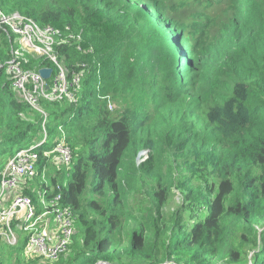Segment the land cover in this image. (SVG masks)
<instances>
[{"label": "trees", "instance_id": "obj_1", "mask_svg": "<svg viewBox=\"0 0 264 264\" xmlns=\"http://www.w3.org/2000/svg\"><path fill=\"white\" fill-rule=\"evenodd\" d=\"M0 4L60 30L53 52L69 80L79 77L73 100L41 98L34 109L8 71L12 49L24 70H54L50 90L55 65L0 31V179L17 151L34 147L39 181L45 153L65 140L68 176L57 170L49 186L26 184L21 195L39 212L45 189L49 200L61 195L60 204L71 206L84 236L76 243L75 232L69 264H130L129 255L180 264L176 252L197 264H247V249L257 247L253 264H264V231L254 228L264 220V0ZM141 152L148 158L138 165ZM138 186L150 203L141 205L139 221L132 202ZM175 186L184 205L168 222L163 210ZM124 220L137 226L123 259L114 253ZM26 243L22 237L10 247L15 264L27 258Z\"/></svg>", "mask_w": 264, "mask_h": 264}, {"label": "built area", "instance_id": "obj_2", "mask_svg": "<svg viewBox=\"0 0 264 264\" xmlns=\"http://www.w3.org/2000/svg\"><path fill=\"white\" fill-rule=\"evenodd\" d=\"M1 30L19 36L23 51L25 43L32 51L46 56L56 68L50 90L40 72L23 69L18 58H15L16 50L12 49L13 59L8 71L15 74L14 87L19 97L38 111L41 98L52 101L74 99L73 92L80 85L79 77L69 80L64 65L53 52L57 38L61 37L60 30L51 26L41 27L19 12L7 14L0 4ZM53 154H57L59 162L71 163L72 153L64 139L45 156L50 159ZM143 155L146 152H141L140 156ZM38 163L39 154L31 147L17 151L3 167L0 179V243L10 248L18 245L22 237H27L26 257L57 262L66 256L72 244L76 217L71 206L60 204L61 195L49 200L47 189L39 192L40 212L30 197L17 194L21 184H27L35 177ZM44 170L42 176L46 174ZM10 192H15L14 198L9 206H5L6 194Z\"/></svg>", "mask_w": 264, "mask_h": 264}, {"label": "rangeland", "instance_id": "obj_3", "mask_svg": "<svg viewBox=\"0 0 264 264\" xmlns=\"http://www.w3.org/2000/svg\"><path fill=\"white\" fill-rule=\"evenodd\" d=\"M19 43L22 46L20 41H19ZM24 44H23V47L25 49L24 51L26 52L27 55H31V56H33V58H46V56H42V55L32 51L33 49L29 48L25 44L28 47V48H26V46ZM20 98L22 99V97H20ZM51 156L52 157L48 160L46 168L44 170L46 174L44 176L41 175V178L39 179V181H37L35 179V177H33L32 179L29 180V182H26L29 188L33 189L38 184V182L49 186L50 185V178H51V176H53V174H56L57 170L62 171L64 178H66V176H68V171L72 170L71 163L59 162L58 156L55 154L51 155ZM147 158H148L147 154L137 158L138 165H141L145 160H147ZM45 176H46V178H45ZM135 189H137V190H135ZM135 189H134V197L133 198L131 197V198H132V202L135 204V211L133 212V214L135 217L138 218V221H139V220H141L142 215H143V213L141 214V212H140L141 205H142V207H145V206H148L150 203L148 200V196L145 195V193H146L145 186H143V187L138 186ZM21 191L22 190L19 189L17 194H21ZM183 205H184V194L182 192V189L180 186H175L172 188V191L170 192L166 207L163 210V213L165 214L168 222L174 218L173 217L174 214ZM201 215H202L201 212H197L196 214L193 215V217H190V219L195 220V217L201 216ZM136 226H137L136 223H134L132 220H129V221L124 220L123 221L122 229L116 233V241H119L115 246L117 251H116V253H114V255L116 256V258H120L123 256V259H124V256L126 254L122 255L121 251L125 252L127 250L128 246H129V241H130L132 232L134 231ZM254 228L259 231V234H261L264 231V220L259 221L255 225ZM119 233H121V234H119ZM76 235L77 236H75V238H76L75 242L76 243L81 242L82 238L84 236V229L81 226L78 228V230L76 229ZM146 244H147L146 247H148L149 246L148 241ZM72 245L74 246V243ZM257 248L255 250H252L251 248H250V250L247 249V254H246L247 264H253L255 254L257 253V251H256ZM147 253H149V252H147ZM25 254H27V250H26ZM172 254H173L172 255L173 258H178L181 261L180 264H197L192 260L191 255L186 254L185 252H176V253H172ZM72 256H73V252L71 249L67 253V255L63 257V259L61 258L57 262H47V261L36 259V258L32 259V258H28V257L25 258L24 257V258H22V264H36V260H38L37 264H69V262H71ZM144 256L145 255H142L141 257L134 258V257L129 255L127 258V261L130 264H145L143 259H141V258H144ZM0 260H1L0 264H15V262H16V259L14 257H12V255H11L10 248H7V246H5L1 243H0ZM173 261H174V259H173ZM99 262L115 264V263H111V262L106 261V260H100L97 263H99ZM217 264H225V263L223 261H219V262H217Z\"/></svg>", "mask_w": 264, "mask_h": 264}, {"label": "water", "instance_id": "obj_4", "mask_svg": "<svg viewBox=\"0 0 264 264\" xmlns=\"http://www.w3.org/2000/svg\"><path fill=\"white\" fill-rule=\"evenodd\" d=\"M52 72L53 70L51 68H45V69L40 70V75L44 80H49L51 78ZM97 264H110V263L99 262Z\"/></svg>", "mask_w": 264, "mask_h": 264}, {"label": "crops", "instance_id": "obj_5", "mask_svg": "<svg viewBox=\"0 0 264 264\" xmlns=\"http://www.w3.org/2000/svg\"><path fill=\"white\" fill-rule=\"evenodd\" d=\"M26 184L24 183V184H21L20 185V188L19 189H24L25 187H27V186H25ZM19 189H18V191H19ZM14 195H15V192H10V193H7L6 194V197H5V200H4V205L5 206H9V204L11 203V201H12V199L14 198Z\"/></svg>", "mask_w": 264, "mask_h": 264}, {"label": "clouds", "instance_id": "obj_6", "mask_svg": "<svg viewBox=\"0 0 264 264\" xmlns=\"http://www.w3.org/2000/svg\"><path fill=\"white\" fill-rule=\"evenodd\" d=\"M141 154V153H140ZM140 156V155H139ZM139 156H138V158H139Z\"/></svg>", "mask_w": 264, "mask_h": 264}, {"label": "bare ground", "instance_id": "obj_7", "mask_svg": "<svg viewBox=\"0 0 264 264\" xmlns=\"http://www.w3.org/2000/svg\"><path fill=\"white\" fill-rule=\"evenodd\" d=\"M48 59V58H47Z\"/></svg>", "mask_w": 264, "mask_h": 264}]
</instances>
